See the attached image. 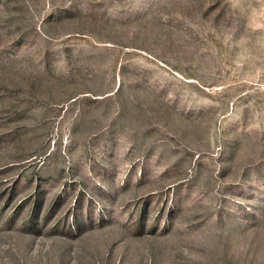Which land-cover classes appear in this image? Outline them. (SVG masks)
I'll use <instances>...</instances> for the list:
<instances>
[{
	"label": "rangeland",
	"instance_id": "1",
	"mask_svg": "<svg viewBox=\"0 0 264 264\" xmlns=\"http://www.w3.org/2000/svg\"><path fill=\"white\" fill-rule=\"evenodd\" d=\"M0 264H264V0H0Z\"/></svg>",
	"mask_w": 264,
	"mask_h": 264
}]
</instances>
